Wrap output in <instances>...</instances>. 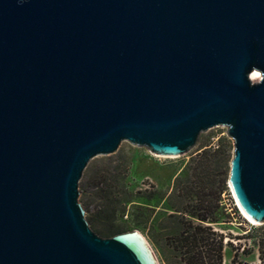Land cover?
Wrapping results in <instances>:
<instances>
[{
    "label": "water",
    "instance_id": "water-1",
    "mask_svg": "<svg viewBox=\"0 0 264 264\" xmlns=\"http://www.w3.org/2000/svg\"><path fill=\"white\" fill-rule=\"evenodd\" d=\"M218 125L262 223L264 0H0V264H158L92 231L78 181L122 141L178 156Z\"/></svg>",
    "mask_w": 264,
    "mask_h": 264
},
{
    "label": "rangeland",
    "instance_id": "rangeland-1",
    "mask_svg": "<svg viewBox=\"0 0 264 264\" xmlns=\"http://www.w3.org/2000/svg\"><path fill=\"white\" fill-rule=\"evenodd\" d=\"M226 130L225 125L211 127L201 132L200 141H215L218 136L226 135ZM197 148L198 144L185 154L165 156L122 141L113 153L91 158L78 181V201L85 210V218L92 231L101 237H110L118 232L136 230L149 243L158 264H181L168 248L164 236L152 233L151 220L146 227L138 226L131 213L136 210V205L153 209V214L171 212L163 208L165 196L160 194L170 191L175 176ZM219 170H216V179L219 178ZM150 192L159 195L149 202L156 206L146 204L148 201L144 196ZM113 199H120L125 207L124 212H117L114 217L103 211L107 200ZM220 204L225 205L229 213V221L213 224L225 236L222 264H259L258 243L264 241V222H253L244 215L228 185L220 194Z\"/></svg>",
    "mask_w": 264,
    "mask_h": 264
},
{
    "label": "trees",
    "instance_id": "trees-1",
    "mask_svg": "<svg viewBox=\"0 0 264 264\" xmlns=\"http://www.w3.org/2000/svg\"><path fill=\"white\" fill-rule=\"evenodd\" d=\"M196 144L197 150L175 176L170 191L160 194L165 196L163 208L171 212L153 214V209L136 205L131 217L142 227L148 226L151 220L152 233L164 236L168 248L181 264H222L225 236L213 224L229 221L225 205L220 204V194L227 185L232 141L220 135L215 141H200L199 137ZM217 168L220 169L218 179ZM157 194L145 195L146 204L159 198ZM107 201L103 211L109 216L124 212L120 199ZM258 257L259 264H264V241L258 243Z\"/></svg>",
    "mask_w": 264,
    "mask_h": 264
},
{
    "label": "bare ground",
    "instance_id": "bare-ground-1",
    "mask_svg": "<svg viewBox=\"0 0 264 264\" xmlns=\"http://www.w3.org/2000/svg\"><path fill=\"white\" fill-rule=\"evenodd\" d=\"M250 77H251V79H254V78H260V73L257 71V70H255V71H253L251 74H250ZM258 78V79H259ZM257 79V80H258ZM245 215V214H244ZM246 216V215H245ZM247 217V216H246ZM249 219V218H248Z\"/></svg>",
    "mask_w": 264,
    "mask_h": 264
}]
</instances>
